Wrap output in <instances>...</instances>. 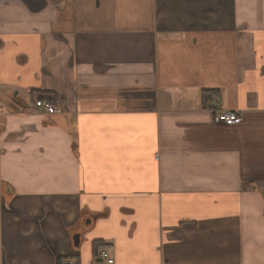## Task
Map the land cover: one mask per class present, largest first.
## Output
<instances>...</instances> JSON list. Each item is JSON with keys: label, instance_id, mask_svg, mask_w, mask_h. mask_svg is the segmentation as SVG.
<instances>
[{"label": "crops", "instance_id": "1", "mask_svg": "<svg viewBox=\"0 0 264 264\" xmlns=\"http://www.w3.org/2000/svg\"><path fill=\"white\" fill-rule=\"evenodd\" d=\"M0 208V264H264V0H0Z\"/></svg>", "mask_w": 264, "mask_h": 264}, {"label": "built area", "instance_id": "2", "mask_svg": "<svg viewBox=\"0 0 264 264\" xmlns=\"http://www.w3.org/2000/svg\"><path fill=\"white\" fill-rule=\"evenodd\" d=\"M35 105L36 108L43 109L47 113H53L55 111L54 105L49 101L43 99L37 100ZM213 120L217 125L234 126L242 123L243 114L239 111L217 110L214 113ZM1 216H2V211L0 208V218ZM99 256L102 261H106L108 264L114 263V260L109 256L108 252L105 250L102 251Z\"/></svg>", "mask_w": 264, "mask_h": 264}, {"label": "water", "instance_id": "3", "mask_svg": "<svg viewBox=\"0 0 264 264\" xmlns=\"http://www.w3.org/2000/svg\"><path fill=\"white\" fill-rule=\"evenodd\" d=\"M75 238H76V240L78 239V237H77V236H76Z\"/></svg>", "mask_w": 264, "mask_h": 264}]
</instances>
